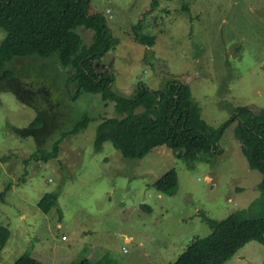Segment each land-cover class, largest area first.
Returning <instances> with one entry per match:
<instances>
[{"label": "rangeland", "instance_id": "rangeland-1", "mask_svg": "<svg viewBox=\"0 0 264 264\" xmlns=\"http://www.w3.org/2000/svg\"><path fill=\"white\" fill-rule=\"evenodd\" d=\"M152 1L91 0V11L104 14L112 33L113 47L96 67L112 74L115 95L132 99L140 83L160 90L178 80L191 88L215 130L241 107L264 109V0H161L145 16ZM139 23V34L155 38L153 46L136 41ZM78 32L89 47L94 32ZM4 38L0 28V43ZM7 68L50 111L47 151L61 133L89 120L62 140L57 158L25 164L40 143L14 128H28L38 112L13 93L0 94V194L6 193L0 227L11 233L0 264L24 254L44 264L75 263L91 248L100 264H173L195 239L211 234L203 215L221 221L246 210L264 217L263 175L250 168L237 124L225 128L218 152L190 164L168 146L128 159L111 141L97 150L99 125L121 116L113 103L68 82L74 71L61 68L57 54L16 58ZM172 170L178 174L174 196L155 185ZM49 194L57 201L46 213L41 202ZM225 264H264V246L252 241Z\"/></svg>", "mask_w": 264, "mask_h": 264}, {"label": "trees", "instance_id": "trees-1", "mask_svg": "<svg viewBox=\"0 0 264 264\" xmlns=\"http://www.w3.org/2000/svg\"><path fill=\"white\" fill-rule=\"evenodd\" d=\"M160 1L153 0L145 16L151 15L160 6ZM0 28L5 33L0 43V94L13 93L24 106L38 112V117L28 128H14L22 136H31L40 143L38 152L25 160V164L57 158L62 140L88 126L89 118L85 117L70 131L61 133L52 150L47 151L45 147L51 138L48 133L52 131L50 111H44L37 102L36 91L33 96L28 95V89L16 77L14 70L7 68L16 58L40 56L49 59L57 54L60 67L74 71L68 82L76 83L80 93L100 96L104 102L113 103L115 112L121 116V119H108L99 125L98 151H101L103 143L111 141L123 157L140 160L154 149L168 146L177 158L190 164L197 155L218 152V143L225 128L237 124L250 168L263 175L258 189L264 199V109L255 111L241 107L223 128L215 130L202 118L191 88L178 80L168 82L160 90H152L140 83L137 96L132 99L115 95L111 88L112 74L96 67L113 47L112 33L104 14L91 11V0H0ZM79 28L94 32L89 47L83 45ZM135 31L137 42L154 45V37L139 34L142 24L139 23ZM43 100L47 104L49 98L44 95ZM155 185L163 194L176 195L177 171H168ZM8 189H11L10 184ZM5 196V192L0 194L2 199ZM56 201L55 194L46 195L41 207L48 213ZM203 220L211 228V234L195 239L173 264H225L252 241L264 246V217L255 218L249 215V211L242 210L221 221L205 215ZM10 235L8 229L0 227V257ZM14 264L44 263L24 254ZM70 264L100 263L87 258Z\"/></svg>", "mask_w": 264, "mask_h": 264}, {"label": "crops", "instance_id": "crops-1", "mask_svg": "<svg viewBox=\"0 0 264 264\" xmlns=\"http://www.w3.org/2000/svg\"><path fill=\"white\" fill-rule=\"evenodd\" d=\"M126 240H129L130 238H125ZM95 249L96 248H91V249H89V251H87V253L86 254H84V259H89V260H91V261H96L97 260V257H96V255L94 256V254H96L95 252H97V251H95ZM82 253H83V251L80 253V255H82ZM71 263H73V262H71ZM66 264H70V263H66Z\"/></svg>", "mask_w": 264, "mask_h": 264}, {"label": "flooded vegetation", "instance_id": "flooded-vegetation-1", "mask_svg": "<svg viewBox=\"0 0 264 264\" xmlns=\"http://www.w3.org/2000/svg\"><path fill=\"white\" fill-rule=\"evenodd\" d=\"M27 94L33 96V95L36 94V93H34V91H33L32 89H28V90H27Z\"/></svg>", "mask_w": 264, "mask_h": 264}]
</instances>
